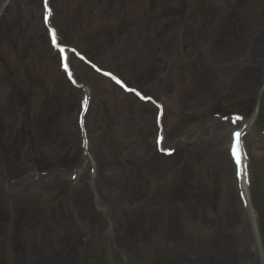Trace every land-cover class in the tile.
Returning a JSON list of instances; mask_svg holds the SVG:
<instances>
[{
	"label": "rangeland",
	"instance_id": "rangeland-1",
	"mask_svg": "<svg viewBox=\"0 0 264 264\" xmlns=\"http://www.w3.org/2000/svg\"><path fill=\"white\" fill-rule=\"evenodd\" d=\"M159 1L147 10L144 0H54V22L67 44L164 103L166 146L175 145L177 154L164 159L155 152L152 107L77 66L94 92L86 121L92 153L109 177L90 184L86 166L75 184L52 174L3 188L0 264H238L237 236L227 227L233 219L237 229L233 206L239 207L228 130L207 114L254 99L261 108L254 134L264 124V92L249 80L253 74L257 83L264 70V0ZM43 37L38 0L11 4L0 22V151L10 142L17 151L14 160L0 155V184L38 166L80 163L77 108ZM148 50L156 63L144 60ZM138 63L149 78L139 75ZM41 86L52 102L33 96ZM28 110L30 139H20L16 130ZM193 118L199 123L191 125ZM183 125L179 136L170 135ZM252 147V205L264 233V138ZM204 210L218 225L204 222ZM52 221L60 225L46 233Z\"/></svg>",
	"mask_w": 264,
	"mask_h": 264
},
{
	"label": "snow or ice",
	"instance_id": "snow-or-ice-1",
	"mask_svg": "<svg viewBox=\"0 0 264 264\" xmlns=\"http://www.w3.org/2000/svg\"><path fill=\"white\" fill-rule=\"evenodd\" d=\"M53 43L55 44V38L53 39ZM81 59H83V57H81ZM99 71V69H97ZM105 75H109L108 73H105ZM112 79H116L115 77H112ZM116 83L120 84L121 87H125V85H123L119 80H116ZM137 95H139V93H137ZM239 137H240V133H235L234 134V138L236 140V145L235 148L238 149L239 148ZM233 155H236V151L234 150ZM239 162V160H238Z\"/></svg>",
	"mask_w": 264,
	"mask_h": 264
},
{
	"label": "bare ground",
	"instance_id": "bare-ground-1",
	"mask_svg": "<svg viewBox=\"0 0 264 264\" xmlns=\"http://www.w3.org/2000/svg\"><path fill=\"white\" fill-rule=\"evenodd\" d=\"M138 47H141V46H138ZM131 48V46L129 47H127L126 49H125V52L127 53L128 51H129V49ZM146 59H148L150 62H152L153 61V63H156V58L154 57V55L153 54H151V52H149L147 55H146ZM224 132H222V134H223ZM225 135V133L223 134V136Z\"/></svg>",
	"mask_w": 264,
	"mask_h": 264
}]
</instances>
